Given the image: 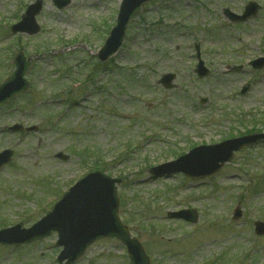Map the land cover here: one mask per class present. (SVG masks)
<instances>
[{
	"label": "rangeland",
	"instance_id": "obj_1",
	"mask_svg": "<svg viewBox=\"0 0 264 264\" xmlns=\"http://www.w3.org/2000/svg\"><path fill=\"white\" fill-rule=\"evenodd\" d=\"M35 1L0 0V82L14 71L16 53L33 58L28 93L0 106V152L14 151L0 172V229L36 223L85 175L100 171L121 180V221L155 264H264V237L254 233L255 222H264V144L202 181L148 172L193 146L264 131V70L250 65L264 56V0H153L102 67L93 54L116 25L122 0H72L62 11L42 0L41 33L13 35ZM249 2L263 9L232 24L226 9L241 15ZM196 44L208 78L195 74ZM74 47L85 52L58 56ZM168 73L177 75L172 90L160 84ZM16 124L39 130L11 133ZM60 152L69 160L56 159ZM239 202L244 217L235 222ZM183 208L198 209L196 225L168 220ZM56 241L0 246V264H56ZM124 257L120 242L102 240L79 264H126Z\"/></svg>",
	"mask_w": 264,
	"mask_h": 264
},
{
	"label": "water",
	"instance_id": "obj_2",
	"mask_svg": "<svg viewBox=\"0 0 264 264\" xmlns=\"http://www.w3.org/2000/svg\"><path fill=\"white\" fill-rule=\"evenodd\" d=\"M150 0H124L121 6L118 25L112 31L110 38L100 53L101 60H107L113 56L122 46L125 32L130 21L141 10L142 6ZM59 7L66 6L68 2L54 0ZM40 2L31 8L29 16L24 17V21L14 27L16 31H23L30 34L39 32V27L35 23V15L40 12ZM259 7L251 4L247 7L246 14L243 18L233 17L237 20H246L257 13ZM17 70L13 76L0 87V103L8 102L17 94L26 91L28 83L24 80L29 70L30 63L25 61L23 55L15 60ZM261 64V65H258ZM255 67L263 68L264 60L253 63ZM197 73L200 76L209 74L200 62ZM175 79L174 75H167L163 78L162 83L170 87L171 82ZM264 140V136H252L239 140L230 141L219 146L200 148L194 150L190 155L180 159L171 165L162 168L153 169L151 173L155 176H161L165 173H184L194 179L204 178L217 173L223 164L231 161L233 153L240 151L243 147L255 144ZM12 153L5 152L0 154V168L10 161ZM60 156V155H59ZM169 168L168 171L164 169ZM104 177L100 175L91 176L83 181L71 194L67 195L64 201L58 206V211L49 218L42 221L34 229L26 233L25 238L19 242H30L42 239L51 234V231H58L60 242L58 246H64L65 251L61 257H69L68 264H74L84 253L86 248L93 242L103 237H116L122 240L128 246L134 243L129 241L127 230L123 228L117 217V201L115 200V189L113 183L106 190L101 189V183ZM101 182V183H100ZM178 217L185 218L188 221H197L195 212H182ZM19 227L0 233V237L17 233ZM257 232L264 234V225L257 224ZM1 239V238H0ZM3 241V240H0ZM9 243L17 242L16 239H8ZM131 248L132 264H141L145 257L140 247ZM144 264V263H143Z\"/></svg>",
	"mask_w": 264,
	"mask_h": 264
}]
</instances>
